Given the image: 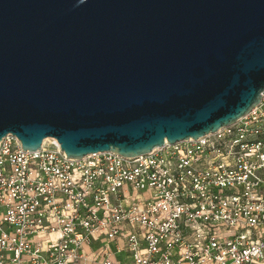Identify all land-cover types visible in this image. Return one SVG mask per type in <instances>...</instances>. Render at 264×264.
Returning <instances> with one entry per match:
<instances>
[{
    "label": "water",
    "instance_id": "1",
    "mask_svg": "<svg viewBox=\"0 0 264 264\" xmlns=\"http://www.w3.org/2000/svg\"><path fill=\"white\" fill-rule=\"evenodd\" d=\"M262 91L264 0H0V139L23 150L136 156Z\"/></svg>",
    "mask_w": 264,
    "mask_h": 264
},
{
    "label": "built area",
    "instance_id": "2",
    "mask_svg": "<svg viewBox=\"0 0 264 264\" xmlns=\"http://www.w3.org/2000/svg\"><path fill=\"white\" fill-rule=\"evenodd\" d=\"M262 92L233 123L136 156L5 134L0 264H264Z\"/></svg>",
    "mask_w": 264,
    "mask_h": 264
}]
</instances>
